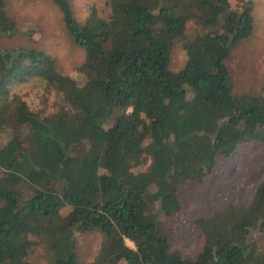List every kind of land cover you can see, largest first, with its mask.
<instances>
[{"label": "trees", "instance_id": "obj_1", "mask_svg": "<svg viewBox=\"0 0 264 264\" xmlns=\"http://www.w3.org/2000/svg\"><path fill=\"white\" fill-rule=\"evenodd\" d=\"M7 1L6 34L16 29ZM53 1L85 59L72 75L41 48H0V264H35L39 248L50 264H82L75 228L102 233L92 264H264L250 239L264 232V176L249 203L196 219L194 258L172 249L164 224L184 209V185L264 143V90L235 94L227 63L254 34V1L109 0L108 17L93 7L83 21L71 0ZM177 41L187 59L174 71ZM31 79L45 104L56 96L52 111L14 91Z\"/></svg>", "mask_w": 264, "mask_h": 264}, {"label": "rangeland", "instance_id": "obj_2", "mask_svg": "<svg viewBox=\"0 0 264 264\" xmlns=\"http://www.w3.org/2000/svg\"><path fill=\"white\" fill-rule=\"evenodd\" d=\"M109 0H71L76 17L83 21L91 8L108 17L111 13ZM254 1L256 29L254 34L239 42L227 63L230 68L234 93L259 94L264 90V0ZM234 9L241 8L239 0H231ZM7 14L15 20L16 29L11 33H0V48L34 46L55 57L58 68L65 74L78 75L84 62V50L68 32L63 13L53 0H8ZM194 23L188 26L193 31ZM1 31V28H0ZM183 43L177 41L172 50L171 69L180 70L186 62ZM14 91L24 92L31 108L52 111L54 94L49 95L48 104L41 100L42 86L35 79L14 85ZM150 162L143 166L147 169ZM264 176V143L253 141L244 144L229 158L219 157L214 172L202 182L189 181L180 189L184 209L175 217L165 220L169 229L172 249L181 252L184 258H194L200 252L204 237L196 223L200 216H210L229 203L247 204ZM70 207L62 209L67 216ZM77 251L82 264H92L100 248L102 233L98 230L84 232L74 229ZM250 239L256 241L264 251V232L254 229ZM128 244L134 243L127 240ZM35 264H50L42 249L32 253Z\"/></svg>", "mask_w": 264, "mask_h": 264}]
</instances>
